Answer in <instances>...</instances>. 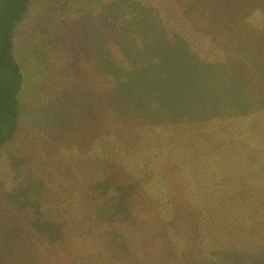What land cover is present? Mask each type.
I'll list each match as a JSON object with an SVG mask.
<instances>
[{"label":"trees","instance_id":"16d2710c","mask_svg":"<svg viewBox=\"0 0 264 264\" xmlns=\"http://www.w3.org/2000/svg\"><path fill=\"white\" fill-rule=\"evenodd\" d=\"M33 1L0 0V154L20 139V100L33 82L32 76L23 75L14 54V31ZM195 1L174 0L169 13L147 3L126 30L116 31L88 55L90 63L69 62L87 51L88 46L81 50L87 36L52 35L47 30L51 20L37 22L33 32L44 40L34 52L43 65L39 77L53 73L55 89L44 100L40 78L39 101L33 102L38 112H32L42 133L29 136L46 145L40 151L51 147V152L29 169H22L27 160L16 157L1 166L0 219L8 226L0 223V264H42V258L52 264H108L107 253L122 264H134V202L155 188L173 182L180 186L186 177H193L191 186L207 196L206 208L217 202L223 223L235 217L252 222L253 228L264 223V33L238 29L234 18L224 24L219 12H207ZM63 42L68 45L59 53ZM67 62L72 80H65L58 68ZM89 76L93 120L86 115L89 111L74 108V99L87 93L82 81ZM59 95L70 103L52 110ZM68 116L84 117V125L64 121ZM105 116L113 120L105 123L112 138L118 136L126 149L118 153L123 154L117 159L120 167L104 148L89 146L103 161L94 167L87 193L67 179L65 167L76 169L82 159L67 139L57 140L51 117L61 120V131L69 138L75 133L85 138L100 130ZM55 143L62 145L59 150ZM58 163L65 166L56 172ZM13 168L19 170L14 178Z\"/></svg>","mask_w":264,"mask_h":264},{"label":"rangeland","instance_id":"374dc122","mask_svg":"<svg viewBox=\"0 0 264 264\" xmlns=\"http://www.w3.org/2000/svg\"><path fill=\"white\" fill-rule=\"evenodd\" d=\"M173 1L34 0L31 2L25 19L17 25L18 28L16 27L17 29L14 31V54L16 61L24 71V73L22 72L23 75L29 74L32 76L33 82L26 86L23 97L20 100L22 110L20 139L9 149L6 146V153L0 154V169L8 157L9 161H12L15 157L27 160L28 163L22 166V169H29L38 165V161H43L38 160L43 153L51 152V147L47 151H40L42 148H47L46 145H38V141L31 140L32 138L29 136V132L42 133L39 131V125L36 124L35 116L33 117L32 112L34 110L38 112V108L33 106V102L39 101V98L36 97V89L38 88L40 78L41 85H44L46 88L43 93L44 100L50 99L49 95L55 89V76L53 73L52 75L46 74L44 78L41 75L39 77V73H41L39 69L43 68V65L38 58L39 56H35L34 52L38 50L37 43H43L44 40H42L43 36L37 37L33 32L34 28L37 27V22L39 24V21L44 19L49 23V20H51V24L47 26V30L49 29L52 35L56 33L61 36L60 33H64L65 36L69 32H72L71 37L74 39H78L79 35L87 36L88 41L81 47V50H84L88 46L87 51H81V54L72 57L69 62L71 64H75L76 61L90 63L91 59L88 55L95 54L97 48L100 49L102 43H108L109 36L116 31L124 30L128 23L131 22L133 16L145 9L147 3L149 6H152L153 10L161 9L169 13V9L173 5L175 6V2ZM195 2L202 6L204 5V10L207 12H219L217 14L221 17L224 24L227 18H234L233 23L236 28L240 29L243 26L248 31H258L260 35L264 33V0H198ZM70 26H73L74 29H71ZM260 41H264V38ZM65 44L68 45L66 42L59 45V53L65 52L62 50ZM64 60L59 64H63ZM69 62L63 68L58 66L59 69L64 71L65 80H72V76L66 72V69L71 68ZM91 81V76L82 81V85L86 86L87 93L80 94L79 100L74 99L76 103L74 108L79 113L84 112L86 114L89 111L86 115L90 116L91 120H93L94 115L90 104L94 93L92 88L91 90L88 89ZM48 91L50 92L48 93ZM58 97L59 101L55 107H52V110L70 103V101H64V99L68 98H62L60 95ZM104 97L105 95L101 91L99 95L100 99H98L103 100ZM84 102L85 105L80 107L79 105ZM39 108L43 109L40 106ZM99 115L103 117L104 114L101 112ZM68 117L63 120L75 122L77 125H84V117L79 116V118L74 116V120H71V116ZM51 119L56 126V128L54 127V135L56 134L57 140L58 138L59 140L67 139L69 147L78 150V156L80 155L82 159L79 161L81 166H74L78 171L69 165L65 167L68 173L67 179H72L76 184H81V187H84L83 189L89 193L88 183L89 179L94 178L93 169L94 167L98 169V165L103 161L100 153H98V157H94V153H92L90 147H97L100 150L104 148V152H109V156L117 162V159L123 156V154L118 153H122L126 149V146L117 141L116 137L118 136L112 138L113 133L108 129V124L105 126V123L112 120L108 116H105L106 121L98 132L95 127V131L85 138L82 137L83 133H75L73 137L69 138V133L63 134L61 131V120L58 121L54 117H51ZM77 130L84 131V128L79 126ZM86 130L88 131L89 127ZM41 140L44 141L43 138ZM91 141H98V143L94 144ZM53 146L59 150V147L62 145L55 143ZM61 157V154L55 157L56 162ZM117 163L121 167L119 162ZM63 166L65 165L58 163L55 171H61ZM18 173L19 170L16 171L13 168L11 177L14 178ZM1 176L3 175L1 174ZM2 179L4 178H1L0 181ZM6 180L10 181L12 178ZM191 182H195V179L193 177H186L184 182L179 183L181 184L180 186H177L173 182L168 188H155L152 193H141V196L136 199L133 212H135L138 224L134 229L137 231L132 245L134 253L130 255L133 263L264 264V239L261 237V233L264 236V223H256V227L253 228L252 222L238 220V217L233 218V222L229 220V222L223 223L222 218L219 217L221 215V208L217 207V202H214L212 208H206L205 206L209 200L207 198V202L204 204L203 199L207 196L195 190V187L191 186ZM196 189H198V186H196ZM80 199L79 196L78 201ZM72 215H76L75 212H72ZM262 219L264 220V217ZM0 223L4 225V229L8 226L4 220L0 219ZM143 249L148 250V252ZM113 256V253L106 254V262L108 264H122L119 258L116 259ZM119 256L129 258L124 253H120ZM44 259L42 258L41 260L42 264H52V261Z\"/></svg>","mask_w":264,"mask_h":264}]
</instances>
